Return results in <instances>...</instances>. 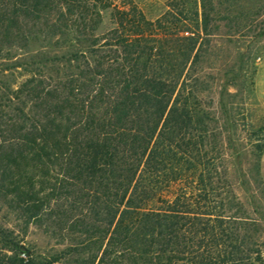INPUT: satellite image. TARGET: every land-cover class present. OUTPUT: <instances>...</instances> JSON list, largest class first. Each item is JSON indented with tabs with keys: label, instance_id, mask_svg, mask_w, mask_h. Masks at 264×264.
Segmentation results:
<instances>
[{
	"label": "trees",
	"instance_id": "1",
	"mask_svg": "<svg viewBox=\"0 0 264 264\" xmlns=\"http://www.w3.org/2000/svg\"><path fill=\"white\" fill-rule=\"evenodd\" d=\"M219 3L0 0V204L70 242L0 223V264H264L202 97Z\"/></svg>",
	"mask_w": 264,
	"mask_h": 264
},
{
	"label": "rangeland",
	"instance_id": "2",
	"mask_svg": "<svg viewBox=\"0 0 264 264\" xmlns=\"http://www.w3.org/2000/svg\"><path fill=\"white\" fill-rule=\"evenodd\" d=\"M219 2L212 26L218 30L198 65L205 80L202 97L218 119L222 170L236 203L232 211L241 208L253 239L264 249V153L260 172L256 159L257 145L264 142V0ZM0 223L14 229L35 255L50 257L70 243L54 236L48 224H25L1 204Z\"/></svg>",
	"mask_w": 264,
	"mask_h": 264
}]
</instances>
